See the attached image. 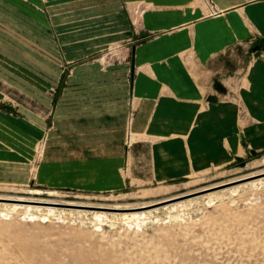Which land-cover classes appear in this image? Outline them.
<instances>
[{"label": "rangeland", "instance_id": "rangeland-1", "mask_svg": "<svg viewBox=\"0 0 264 264\" xmlns=\"http://www.w3.org/2000/svg\"><path fill=\"white\" fill-rule=\"evenodd\" d=\"M145 9L0 0V196L64 204L0 200V264H264V37L231 47L208 78L219 127H130L119 65L131 76L132 44L167 33L131 34ZM229 180L142 209L140 225L114 218ZM27 205L57 210L32 219Z\"/></svg>", "mask_w": 264, "mask_h": 264}, {"label": "crops", "instance_id": "crops-1", "mask_svg": "<svg viewBox=\"0 0 264 264\" xmlns=\"http://www.w3.org/2000/svg\"><path fill=\"white\" fill-rule=\"evenodd\" d=\"M212 1L213 7L208 0H114L132 11L146 5L144 18L132 16L141 26L131 32L134 37L140 29L167 30L132 44L133 79L128 65H119L121 85L130 79V127H219L226 109L219 102L208 106V78L224 69L219 63L231 47L264 37V0Z\"/></svg>", "mask_w": 264, "mask_h": 264}, {"label": "bare ground", "instance_id": "bare-ground-1", "mask_svg": "<svg viewBox=\"0 0 264 264\" xmlns=\"http://www.w3.org/2000/svg\"><path fill=\"white\" fill-rule=\"evenodd\" d=\"M264 172V171H263ZM262 173V172H261ZM256 173H252L251 175H255ZM251 175H248V176H251ZM244 177H247V175L246 176H244ZM244 177H241V178H239V179H244ZM253 177V176H252ZM230 181V180H229ZM227 181V183H223L222 182V184L221 185H216V186H212V187H207V188H204V189H200L199 191H197V192H191V193H187V194H183V195H177V196H172V197H169V198H164V199H161V200H158V201H156V202H143V203H141V204H139V205H136V206H115L113 209H122V210H124V211H126L125 213H122L121 215H117V216H114V218H117V219H126V218H129V219H134V221L132 222L133 223V225H140V224H142L143 223V221H145V219H148V218H150L151 217V213H152V210H150L149 212H145V211H143L142 209H145L146 207H150V206H153V205H156V204H160V203H165V202H168V201H172V200H177L178 198H181L182 199V197H187V196H189V195H192V194H195V193H199V192H203V191H207V190H209V189H216L217 187H220V186H224V185H228V184H231V183H233L232 181ZM234 181V180H233ZM238 181H240V180H238ZM235 182V181H234ZM253 183V182H252ZM254 184V183H253ZM236 187V186H235ZM238 187V186H237ZM237 189V188H236ZM230 190H231V188H230ZM234 190V189H233ZM223 193H213V192H210V193H208L207 194V197H209V199H208V203H210V202H212L213 201V198H217L219 195H222ZM199 197V196H198ZM13 200V201H19V202H23V201H30V202H35V203H39V204H46V205H54V204H56V205H64V204H61V203H59V202H57V201H55V200H38V199H31V200H26V199H20V198H15V199H13V198H10V197H4V196H0V200ZM178 201V200H177ZM19 202H17V203H19ZM179 204L180 205H184L185 203H180V202H176V203H174V204H172V205H169V206H167V208H177L178 206H179ZM0 205H2V204H0ZM17 204H12V208H16L17 206H16ZM65 205L67 206V205H71V206H77V207H87V206H85L84 204H76V203H71V202H67V203H65ZM5 206H7L8 207V204H6ZM30 205H27L26 206V209H25V212H27V211H31L33 214H32V219H43V220H48V216H49V214H55L56 213V210H57V208L56 207H51V206H48L47 207V210L46 209H43V208H41L42 206H33V205H31V207L30 208H32L33 210H29L27 207H29ZM90 207H97V208H106V207H104V206H90ZM28 209V210H27ZM95 209V208H94ZM111 209V208H110ZM80 211V210H79ZM78 211V212H79ZM128 211H131L130 213H127ZM170 211V210H169ZM62 212V211H61ZM61 212L59 213V212H57L58 214H60L61 215ZM63 213V212H62ZM91 213V212H90ZM177 214V213H176ZM94 216L96 217V219H98L99 221H103V220H105V219H107L108 218V214H105V213H102L101 211H96V212H94ZM123 217V218H122ZM97 222V221H96ZM129 223H131V222H129ZM96 224V223H95Z\"/></svg>", "mask_w": 264, "mask_h": 264}, {"label": "water", "instance_id": "water-1", "mask_svg": "<svg viewBox=\"0 0 264 264\" xmlns=\"http://www.w3.org/2000/svg\"><path fill=\"white\" fill-rule=\"evenodd\" d=\"M134 71H135V66H134V61H133V64H132V73H131L132 79H133Z\"/></svg>", "mask_w": 264, "mask_h": 264}]
</instances>
